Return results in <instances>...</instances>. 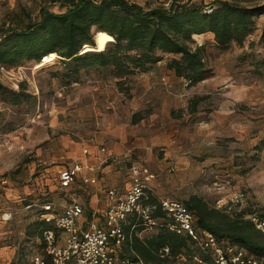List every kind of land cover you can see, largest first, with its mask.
I'll return each mask as SVG.
<instances>
[{
	"label": "rangeland",
	"instance_id": "1",
	"mask_svg": "<svg viewBox=\"0 0 264 264\" xmlns=\"http://www.w3.org/2000/svg\"><path fill=\"white\" fill-rule=\"evenodd\" d=\"M130 1L145 7L170 2ZM227 1L264 4V0ZM41 7L64 10L52 0H0V26L15 16L37 20ZM255 20V29L242 45L232 42L219 48L212 32L193 36L195 44H205L206 63L213 72L196 84L167 68L173 57L169 54L157 70L138 71L122 84L105 68L68 74L60 57L41 68L32 60L0 69L2 84L19 91L24 83L30 94L16 104L0 98V247L15 249L11 263H24L42 250L41 238L29 232H38L34 223L41 220L43 203L51 202L61 211L71 198L79 200L85 192L80 183L63 191L59 170L79 161L77 147L83 152L89 144L99 146L100 137L110 131L126 145L138 139L150 145L161 137L164 149H154L151 158L143 159L157 173L158 194L183 201L196 193L214 207L231 202V216L263 213L264 147L256 148L264 138V13ZM199 97L203 99L195 106ZM137 111L148 114L133 124ZM138 161L135 155L124 160V188ZM154 232L142 229L138 235ZM167 255H160V264L189 262L184 256Z\"/></svg>",
	"mask_w": 264,
	"mask_h": 264
},
{
	"label": "trees",
	"instance_id": "2",
	"mask_svg": "<svg viewBox=\"0 0 264 264\" xmlns=\"http://www.w3.org/2000/svg\"><path fill=\"white\" fill-rule=\"evenodd\" d=\"M52 1L59 3L64 10L56 12L41 7L37 20L15 16L0 26V64L12 66L23 61L41 62L44 56L56 52L69 70L68 74L77 76L82 69L105 68L111 76L120 79L118 84H122L123 79L138 71H147L169 54L173 57L167 62V68L188 84H196L213 72L206 63L205 44H195L193 36L212 32L219 48H226L232 42L242 45L255 29L256 17L264 13V4L245 6L227 0H215L209 4L170 0L168 5L163 3L153 7L130 0ZM98 31L109 33L114 40L104 50L82 52L85 45H96ZM25 89L24 83L16 91L0 82V98L13 104L20 103L30 97ZM201 99L197 98L194 105ZM147 114L135 112L131 123L142 121ZM262 147L264 138L256 149ZM183 202L195 214L198 227L213 232L220 240L236 243L252 254L264 256V234L249 218L253 214L264 216V212H240L231 216V202L217 208L196 193ZM46 203L50 202L42 204L39 217ZM150 203L157 204L152 217L158 218L152 235L140 237L136 233L144 228L143 221L135 216L127 219L125 228L128 232L135 226L126 249L127 253L134 250L131 257H140L146 264H160L163 260L160 255L169 248L167 256H184L189 260L185 264L193 260L198 264H212L210 256L200 251L189 235L177 234L171 229L173 221L160 208L156 198L152 197ZM34 225L38 232H29V236L41 239L45 230L53 228L51 223L43 220Z\"/></svg>",
	"mask_w": 264,
	"mask_h": 264
},
{
	"label": "built area",
	"instance_id": "3",
	"mask_svg": "<svg viewBox=\"0 0 264 264\" xmlns=\"http://www.w3.org/2000/svg\"><path fill=\"white\" fill-rule=\"evenodd\" d=\"M0 69L6 71L9 67L0 64ZM100 151L105 156L100 159L99 166L78 161L62 167L59 170L60 188L69 190L78 180L96 184L98 177L84 176V171L97 170L110 159L105 146H101ZM83 152L88 154L87 146ZM131 174L132 182L123 193L107 190L111 202L103 213L87 216L83 203L76 198H71L61 211L51 202L44 204L40 219L51 223L53 228L43 232V248L30 257L28 264H146L140 257L134 259L124 253V247L132 237L125 225L128 217L133 215L143 221V230L154 229L158 218L152 217L157 208V204L150 203L152 197L172 219L171 229L177 234L189 235L197 248L210 256L212 264H264V256L252 254L236 243L220 240L213 232L198 227L195 214L183 201L158 194L155 189L157 173L144 160L132 165ZM6 182L5 179L3 183ZM249 218L264 234V216L253 214ZM164 251L167 254L169 248ZM132 253L135 254L134 250Z\"/></svg>",
	"mask_w": 264,
	"mask_h": 264
},
{
	"label": "crops",
	"instance_id": "4",
	"mask_svg": "<svg viewBox=\"0 0 264 264\" xmlns=\"http://www.w3.org/2000/svg\"><path fill=\"white\" fill-rule=\"evenodd\" d=\"M160 63V62H159ZM153 65L149 70H157L161 64ZM110 135L107 137H100L99 139V146L87 145L88 147V154H85L82 152L80 147H77L75 149V155L79 156V161L87 162L88 164H91L93 166H99L100 165V159L105 156L104 153L100 151L101 146H105L107 150V154L110 156V159L102 165L101 168L97 170H89L86 169L84 171V176H97L98 182L96 184L91 183H82L80 180H78L77 183L82 184L83 189H85V192L79 195V200L84 201V207H85V214L89 217L92 216V213L95 212L100 214L103 213L108 205L111 202V198L107 194L108 189H116L119 193H123L131 184L132 182V176H131V182L128 186L125 188L123 187L124 183L126 182V171L124 166V160L126 157L130 155H135L139 158V160H143L144 158H151L153 151H157L161 145H163V141L161 137L156 138L155 140L150 142V145H146L145 142L141 141L140 139L135 140V143L133 144H125L121 141H117L115 138L116 132H109ZM164 149V148H160ZM145 161V160H144ZM83 176V174H82ZM17 183V182H15ZM76 183V184H77ZM98 184V185H97ZM9 191L10 194L13 192V188H10ZM26 207H32V205H28ZM133 215H130L129 217H132ZM128 217V218H129ZM128 225V223L126 224ZM125 225V227H126ZM135 227H131L130 233L132 234ZM140 231V230H139ZM137 231V235L138 232ZM128 232V231H127ZM141 237V236H140ZM129 243H127L124 247V253L126 255H129L132 253V249L129 251V253L126 252V249L128 248ZM11 248V249H10ZM15 249L12 247H0V259L3 261L0 262V264H14L16 262L20 261H14L11 263L12 258H15ZM20 250L17 254V257L19 259L20 256ZM30 257L28 260L24 263L20 264H28Z\"/></svg>",
	"mask_w": 264,
	"mask_h": 264
},
{
	"label": "bare ground",
	"instance_id": "5",
	"mask_svg": "<svg viewBox=\"0 0 264 264\" xmlns=\"http://www.w3.org/2000/svg\"><path fill=\"white\" fill-rule=\"evenodd\" d=\"M200 35L201 34H195L194 37L200 36ZM105 37H108L110 39H105ZM96 38H97L98 44L95 46L85 45L82 52H85L88 50H104L106 48L107 44L110 41L114 40L113 36H111L109 33L105 32V31H99L97 33ZM57 57H59V55L56 52H51L48 55L44 56L42 61L37 63L36 67L41 68L44 65H46L47 63L53 62Z\"/></svg>",
	"mask_w": 264,
	"mask_h": 264
},
{
	"label": "water",
	"instance_id": "6",
	"mask_svg": "<svg viewBox=\"0 0 264 264\" xmlns=\"http://www.w3.org/2000/svg\"><path fill=\"white\" fill-rule=\"evenodd\" d=\"M98 32H99V31H98ZM98 32H97V33H98ZM97 33H96V35H95V44H96V45L98 44V41H97V38H96V37H97Z\"/></svg>",
	"mask_w": 264,
	"mask_h": 264
},
{
	"label": "snow or ice",
	"instance_id": "7",
	"mask_svg": "<svg viewBox=\"0 0 264 264\" xmlns=\"http://www.w3.org/2000/svg\"><path fill=\"white\" fill-rule=\"evenodd\" d=\"M105 39H110V38H108V37H105Z\"/></svg>",
	"mask_w": 264,
	"mask_h": 264
}]
</instances>
